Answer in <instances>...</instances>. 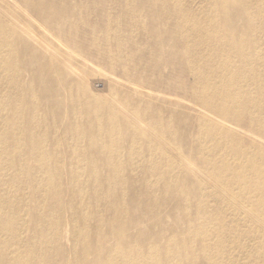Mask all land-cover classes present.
Segmentation results:
<instances>
[{
  "label": "bare ground",
  "instance_id": "obj_1",
  "mask_svg": "<svg viewBox=\"0 0 264 264\" xmlns=\"http://www.w3.org/2000/svg\"><path fill=\"white\" fill-rule=\"evenodd\" d=\"M195 2L0 0V264H264V0Z\"/></svg>",
  "mask_w": 264,
  "mask_h": 264
},
{
  "label": "rangeland",
  "instance_id": "obj_2",
  "mask_svg": "<svg viewBox=\"0 0 264 264\" xmlns=\"http://www.w3.org/2000/svg\"><path fill=\"white\" fill-rule=\"evenodd\" d=\"M199 1L200 0H196V2L194 4L198 3ZM155 11L156 10L153 9L150 11V13H154ZM230 17H233V16H230ZM92 19H94V16L91 17V20ZM92 21H94V20H92ZM148 27H151V25L149 24ZM152 29L155 32V34L162 31V27L160 24H155L154 28H152ZM166 40H163L162 42H160L157 45V47H160V53H159L158 65L156 66L155 70L157 72L163 73L167 77V79L163 80V81H164V83H167L171 89H176L178 86H180L179 92L172 91V90H169V91L174 92L178 96L183 97V95H185V93H187L186 90L188 89L190 81H192V80L190 79V75H188L184 70H182L179 67L176 60H168L167 58H165V51L166 50H170L172 52L174 50V48L172 47L173 41L172 40L166 41ZM90 65L91 64L89 63L86 66V70H87V72H89V81L91 83V87L94 90L99 92V91L104 89V86H105L104 78H107V77L103 76L101 74V71L98 68H96V66L94 67V65H91V67H92L91 68ZM245 139H247V138H245ZM244 141H245V143L248 142L247 140H244Z\"/></svg>",
  "mask_w": 264,
  "mask_h": 264
}]
</instances>
